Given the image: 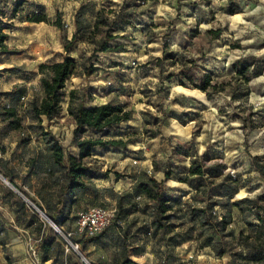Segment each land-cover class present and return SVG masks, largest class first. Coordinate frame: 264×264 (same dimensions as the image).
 <instances>
[{
    "label": "rangeland",
    "instance_id": "rangeland-1",
    "mask_svg": "<svg viewBox=\"0 0 264 264\" xmlns=\"http://www.w3.org/2000/svg\"><path fill=\"white\" fill-rule=\"evenodd\" d=\"M21 1L0 0V25L11 44L0 52V264H221L222 257L263 264L264 250L236 231L216 234L211 212H192L209 203L218 216L232 210L235 182L206 176L179 183L192 164L205 160L218 168L222 157L227 176L240 182L234 198L259 194L264 202V0H24L13 12ZM34 12L48 13L52 22H29ZM58 15L63 29L52 25ZM107 32L112 39L103 52ZM66 57L74 69L62 111L51 121L38 118L33 108L45 96L48 76L40 66ZM87 68L94 69L90 77ZM206 75L223 89H196ZM72 90L74 109L111 103L131 117L83 136L124 145L94 148L83 161L87 188L61 201L67 162L55 164L51 144L57 140L66 158L79 156L68 111ZM11 108L15 117L6 113ZM154 176L164 179L166 198L174 202L165 215L139 188ZM30 203L64 224L47 223ZM92 206L116 209L115 223L93 244L77 239L79 251L68 250L65 238L78 213ZM244 232L254 238L250 228Z\"/></svg>",
    "mask_w": 264,
    "mask_h": 264
},
{
    "label": "trees",
    "instance_id": "trees-1",
    "mask_svg": "<svg viewBox=\"0 0 264 264\" xmlns=\"http://www.w3.org/2000/svg\"><path fill=\"white\" fill-rule=\"evenodd\" d=\"M24 0L19 2L14 8L13 12H18L19 8L23 6ZM28 21L31 23H51L52 21L49 19L46 13L34 12ZM100 21L97 20L94 26V29L97 31L99 29ZM58 29H63V23L58 15L56 20L52 23ZM6 28H3L0 25V52H8L9 48L6 45V42L9 40L10 36L6 32ZM210 35L213 38L217 39L220 35V31H210ZM76 39V35L72 37V39L66 43L65 48L70 50L72 45L74 44ZM112 39V36L109 32L106 34L105 42L101 45L100 50L103 52L108 51V42ZM237 65V64H235ZM251 66H246L243 71L248 72ZM74 69V60L70 57H66L61 62L54 63L52 65L42 64L40 66V70L42 74H45L44 71L48 72V76L42 78V85L44 88V98L42 99L39 106H35L33 108L34 114L41 118L42 116L47 117L50 121L53 120L57 115L62 111V102H63V93L66 88V82L73 76ZM94 69L87 68L85 70V77H90ZM194 87L204 93L208 92L212 89L214 92H220L223 89V85H217L212 83V78L209 75L204 77V81L202 84L197 85L194 84ZM197 95H202L200 92H195ZM77 91L72 90L70 92V105L68 107L69 115L74 119L75 129L73 132L74 143L79 148V156H68L67 158L64 156L63 148L59 144L57 140L53 138V143L51 144V150L53 153V159L57 166H61L63 163L67 162V170L66 176L68 179V183L66 187L63 189L61 195V201H63L66 196L69 194H73L78 190H85L87 188V184L83 181V178L88 173V167L84 164V160L91 157L92 150L96 147H106L111 145L113 147H118L119 145H124L123 141H104L102 139H94V138H83V136L88 131H93L96 135L103 133L106 129L118 126L123 122H128L131 117V113L126 111V108L122 105H113L111 103H106L96 107H80L78 109H74L72 103L76 99ZM7 115L15 117L16 110L14 108L9 109ZM128 124H123V127L128 128ZM50 135L49 132L42 133V136L47 138ZM220 164L218 168H211L207 166V162L195 163L190 167V171L188 173V177L182 179L183 183H188L191 177H199L204 179L206 176L211 178H221L225 177V179L232 180L235 182L234 190L235 192L228 197V202L230 203L231 199H235L234 196L239 189V181L236 178H232L229 175H226L227 165L224 163L222 159L219 160ZM118 175V174H117ZM166 179L168 180L171 177L170 172H167ZM236 185V186H235ZM141 192L148 197L150 200L158 203L159 210L161 214L165 215L169 211L168 204L171 205L173 200L166 198V191L164 183L158 182L156 179L152 178L148 183H142L139 186ZM240 190V189H239ZM241 204H245L247 206V210L252 211L257 208L259 210H263V207L258 204L257 201L248 199L246 197L238 200L237 202L230 203L232 208H238L240 211ZM215 204H208V206L196 210L192 209V212H199L202 215H208L211 212L212 220L210 225L214 228V232L216 234L229 235L228 227L233 223V209H227L223 214L218 216L215 212ZM258 224L246 223V227L250 228L254 234V238L252 235L246 234L241 231L239 236L246 242L251 243V248L254 250H264V216L257 215ZM117 218V215H116ZM66 219V218H65ZM57 226H62L64 224V220H55L54 221ZM202 226L209 225L206 220L201 221ZM157 229H164L165 226L155 222ZM108 230V229H107ZM106 230V231H107ZM105 231V232H106ZM103 232L99 236L85 239L84 242L92 243L99 240L103 234ZM51 240L47 237L43 244V258L42 261L44 263L49 261L48 251L51 248ZM248 259L252 260V258H241L244 260V263L248 261ZM264 264V263H263Z\"/></svg>",
    "mask_w": 264,
    "mask_h": 264
},
{
    "label": "built area",
    "instance_id": "built-area-1",
    "mask_svg": "<svg viewBox=\"0 0 264 264\" xmlns=\"http://www.w3.org/2000/svg\"><path fill=\"white\" fill-rule=\"evenodd\" d=\"M35 215L40 216L44 221L51 224L50 218L34 204H29ZM117 210L113 208H104L101 206H92L81 211L77 215V226L73 232L67 234V249L79 251L80 244L77 239H88L99 236L107 229L113 226L116 220ZM58 231L59 228H57Z\"/></svg>",
    "mask_w": 264,
    "mask_h": 264
},
{
    "label": "crops",
    "instance_id": "crops-1",
    "mask_svg": "<svg viewBox=\"0 0 264 264\" xmlns=\"http://www.w3.org/2000/svg\"><path fill=\"white\" fill-rule=\"evenodd\" d=\"M78 6H76V7H78ZM46 14H47L48 17H50L48 13H46ZM73 20H74V18H73ZM40 24H44V23H40ZM8 42H9V40L6 42V45L9 47L11 44H9ZM100 105H103V104L95 105V106H92V107H96V106H100ZM221 159L227 165L226 172L227 171L228 172L227 173L225 172L226 175H227L229 173V171H230L229 165L222 157H221ZM191 178H194V177H191ZM154 179H156L160 183L164 182V184H165V181L162 178L159 179L156 176H154ZM241 183L243 184L242 186H244V184H245L244 181L241 182ZM179 184L186 185L185 183H179ZM189 196H190V194H188L186 198H189ZM248 199L257 201L258 204L263 207V210H259V209L255 208L252 211H249V210H247V206L245 204H241L240 208L242 209V211H240L238 208H234L233 209V212H232L233 213V223L228 227V230L236 231L239 234L241 231L244 232V229L246 227V223H251V224H258L259 223L258 220H257V217H256L257 215L264 216V202L261 200V196L259 194H255V195H253L251 197H248ZM237 201L238 200H236V199H231L230 203H234V202H237ZM93 243L94 242L88 243V244L91 245ZM218 262H220L221 264H235L236 263L233 259H231L229 257H228L227 260L225 259V257H224V259L222 257V260L219 259Z\"/></svg>",
    "mask_w": 264,
    "mask_h": 264
},
{
    "label": "water",
    "instance_id": "water-1",
    "mask_svg": "<svg viewBox=\"0 0 264 264\" xmlns=\"http://www.w3.org/2000/svg\"><path fill=\"white\" fill-rule=\"evenodd\" d=\"M5 182H6V183H8V181H7V180H5ZM50 220H51V219H50ZM50 222L54 223L52 220H51ZM54 224H55V223H54Z\"/></svg>",
    "mask_w": 264,
    "mask_h": 264
},
{
    "label": "bare ground",
    "instance_id": "bare-ground-1",
    "mask_svg": "<svg viewBox=\"0 0 264 264\" xmlns=\"http://www.w3.org/2000/svg\"><path fill=\"white\" fill-rule=\"evenodd\" d=\"M52 223V222H51Z\"/></svg>",
    "mask_w": 264,
    "mask_h": 264
}]
</instances>
